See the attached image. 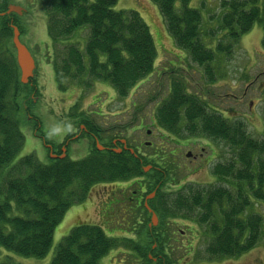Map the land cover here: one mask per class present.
<instances>
[{
    "label": "trees",
    "instance_id": "16d2710c",
    "mask_svg": "<svg viewBox=\"0 0 264 264\" xmlns=\"http://www.w3.org/2000/svg\"><path fill=\"white\" fill-rule=\"evenodd\" d=\"M118 1L40 0L55 50L52 63L59 91L66 92L72 85L89 88L93 81H101L109 83L117 97H126L154 72L158 50L149 25L137 11H116ZM151 1L174 45L204 69L211 83L216 80L214 65L219 55L231 56L255 24L264 31L260 0H225V12L216 19L220 22L215 28L208 23L205 30L203 14L190 6L192 0ZM10 4L12 0H0V248L24 258H45L65 214L86 202L95 185L142 177L150 179L141 183L138 194L141 190L144 195L156 193L148 203L159 218L158 226H150L152 214L143 204L130 209L132 216V212L138 218L145 216L142 222L136 221L139 229L133 230V237L117 239L97 225H78L59 243L50 264H102L120 243L142 259V264H171L165 254L168 229L162 228L176 218L206 225V251L213 258L242 256L264 239V217L255 212L256 205L264 201V131L261 139L254 138L242 121L228 120L211 110L205 99L190 94L186 81L168 82V96L155 120L170 137H204L224 144L231 157L214 169L219 186L179 191L172 201L165 199L163 187L176 176L174 159L169 160L172 151L147 158L129 151L117 154L94 149L83 159L51 160L49 164L34 154L17 159L25 143L23 123L32 125L36 133L42 132V126L29 108L39 86L35 79L29 84L20 82L13 27L19 28L21 36L23 31L19 17L7 14ZM86 27L89 35L84 50L66 45ZM208 40H217L214 48L207 45ZM149 165L152 169L145 173Z\"/></svg>",
    "mask_w": 264,
    "mask_h": 264
},
{
    "label": "rangeland",
    "instance_id": "374dc122",
    "mask_svg": "<svg viewBox=\"0 0 264 264\" xmlns=\"http://www.w3.org/2000/svg\"><path fill=\"white\" fill-rule=\"evenodd\" d=\"M224 1L192 0L190 6L199 9L203 14L204 30L208 29L211 22L210 26L214 28L220 22H216V19L225 12L222 7ZM12 4L24 9L21 16L16 14L23 31L20 39L35 60L34 79L40 88L33 105L29 108L32 114L39 118L42 126V132L36 133L32 125L23 123L21 129L25 143L17 159L34 154L42 163L49 164L51 158L44 146V140L56 146L71 128L72 118L69 114L82 117L90 115L102 124L103 134L106 135L105 131L110 128L111 135L128 139L131 146L139 148L140 154L147 158L173 152L174 156L169 160L174 159L176 176L163 187L165 199L172 201L179 191L190 192L219 186L221 182L216 178L214 169L219 163H225L231 157L224 144L214 143L204 137L185 139L170 137L155 120L158 110L168 96V82L181 80L188 84V92L205 99L211 110L218 111L228 120L242 121L254 138H262L264 131L262 25L255 24L253 29L242 37L231 56L219 55L216 64H213L217 67L216 80L211 83L204 69L192 63L191 59L174 45L158 7L151 0H119L114 8L116 11H137L149 25L158 55L154 72L134 87L126 97H117L110 84L101 81H93L89 88L72 85L66 92L59 91L52 63L55 50L48 37V19L40 0H12ZM262 4L264 0H260V5ZM176 7H179V4ZM88 35L89 28H82L66 42V45L72 43L84 50ZM206 43L214 48L217 40H208ZM64 45L58 48L61 49ZM73 105L78 107L70 109ZM105 123L107 125H104ZM148 131L151 132L150 136ZM137 140H142L143 143L139 146L135 143ZM73 148L74 150L70 151L72 158L83 159L91 149V141H79ZM188 151H192L191 157H187ZM196 156L198 158L194 160ZM140 179L144 184L150 178ZM138 187L139 185L131 184L127 193L131 194ZM110 192V186H94L86 203L69 209L55 230L52 249L45 258H24L0 248V263L50 264L59 243L74 227L81 224H98V227H109L111 230L118 227L120 230L115 233L114 230L110 232L103 228L108 236L117 239L135 236L133 230L139 229V225L135 223L142 222L145 216L140 215L138 218L137 212H132V216L129 211L126 217L123 211L105 214L104 220L102 219L99 204ZM143 192L145 193V190ZM126 207L129 210L131 206ZM255 212L264 217V201L256 205ZM124 218L126 221L123 223L121 221ZM121 225H124L123 228ZM162 229H168L165 236L168 239L165 254L171 264H264V239L242 256L213 258L206 251L209 240L206 236V225H199L193 219L176 218L169 219ZM142 263L143 260L123 243L102 260V264Z\"/></svg>",
    "mask_w": 264,
    "mask_h": 264
},
{
    "label": "flooded vegetation",
    "instance_id": "af4514ba",
    "mask_svg": "<svg viewBox=\"0 0 264 264\" xmlns=\"http://www.w3.org/2000/svg\"><path fill=\"white\" fill-rule=\"evenodd\" d=\"M75 105H73L70 109H73ZM98 116H101L97 114ZM72 118L70 121V129L67 131V135L63 137V140L54 146L53 144L47 143L46 140H44V146L48 151V155L50 156L51 160H64V159H70L75 160L72 158V155H70V151L74 150L73 145L78 144L79 141H91V149L88 152V154L92 153L94 149H97L99 152H115L117 154H122L125 151L131 152L134 156H139V148L137 149V152L130 147V142L128 139L120 138L115 135H111V129L108 128L105 132L106 135L102 133L101 123L97 120L90 117V115L85 116H78V115H70ZM104 125H107L106 123ZM162 131V130H161ZM148 135H151V132L148 131ZM122 140H125V143H122ZM46 141V142H45ZM135 143L139 144V146L143 143L142 140H137ZM145 144H148L145 142ZM150 144V143H149ZM100 146L102 149H100ZM118 150H120L118 152ZM132 150V151H131ZM192 154V151H190ZM87 154V155H88ZM198 157L196 156L194 160H196ZM141 179L137 180H131L127 182H114V183H107V184H97L96 187H107L110 186V194L107 195L105 200L100 201V211L102 212V219L104 220L105 214H112V213H121L125 214L127 217V214L129 213L130 209L136 207H140L142 204L146 207V204L149 207V203L146 202V196L142 195L144 194L143 190L140 191V194H138V190H134L131 192V194L127 193L128 188L131 186V184L134 185H141ZM138 182V183H136ZM94 188V187H93ZM139 188V187H138ZM107 189V188H106ZM113 196H110V195ZM111 198V199H109ZM86 203V202H85ZM82 205V204H79ZM127 205H130L131 207L129 210L127 209ZM77 206V205H76ZM147 208V207H146ZM150 208V207H149ZM152 214V209L148 210ZM152 216V215H151ZM127 219V218H126ZM125 218L121 221L124 223ZM119 223V222H118ZM97 226H99L97 224ZM122 226V225H121ZM124 226V225H123ZM122 226V228H123ZM101 227V226H100ZM107 229L110 232L113 231L109 229V227L105 228L104 226L102 229ZM120 230L118 227L115 228L114 233L116 231Z\"/></svg>",
    "mask_w": 264,
    "mask_h": 264
},
{
    "label": "water",
    "instance_id": "95a60500",
    "mask_svg": "<svg viewBox=\"0 0 264 264\" xmlns=\"http://www.w3.org/2000/svg\"><path fill=\"white\" fill-rule=\"evenodd\" d=\"M24 10L22 7L10 4L8 6L7 14L15 13L21 16L23 14ZM13 45L16 50V61L18 64V67L20 69V82L22 84H28L30 79L34 77V70L36 68L35 60L30 53L29 49L21 42L20 40V31L17 27H13ZM125 140H122V143H125ZM100 149L102 147L100 146ZM120 150H118L119 152ZM132 151V150H131ZM191 153H187V157H191ZM152 166H148L144 168V172H148ZM155 196V193L150 194L147 196L148 199H152ZM148 206V205H146ZM149 209V207H148ZM150 210V209H149ZM152 224L154 226L158 225V217L156 214H153L152 216Z\"/></svg>",
    "mask_w": 264,
    "mask_h": 264
}]
</instances>
